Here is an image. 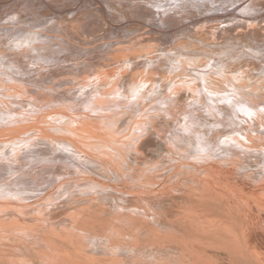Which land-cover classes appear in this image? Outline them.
Instances as JSON below:
<instances>
[{
	"label": "bare ground",
	"instance_id": "bare-ground-1",
	"mask_svg": "<svg viewBox=\"0 0 264 264\" xmlns=\"http://www.w3.org/2000/svg\"><path fill=\"white\" fill-rule=\"evenodd\" d=\"M19 1H22V0H18V1L13 0L12 2H11V0H0V207H2V210H0V217L3 215L6 216L9 211L11 213L13 212L12 214L17 215L18 217L21 214L25 215L26 214L25 212H27V213L30 212L31 214H34L36 217V215L38 216V213H37L38 211L42 212L45 210V204H46L45 201L49 200L54 194L56 195L57 193H64V191H66L68 189V187H67L68 183L70 185H73V188L76 189L78 187H81L83 185L82 183L84 181H86V182L88 180L92 181L94 179V176H96V172L100 173L101 177L102 178L104 177L105 180H107L109 182H112L114 184H116L115 182H118L119 184L120 183L122 184L123 183L122 179L124 177L123 176L122 163L125 161L124 158H125V156H127V154L129 152H130V154L135 156V158L140 157L141 155L138 153L137 149H138L139 145L144 141L145 138L150 139L152 137V140H154L156 138L159 140L163 139L165 145H167L169 150L171 151L169 153H172V154H173V152L176 153V150L174 151L175 147L173 146V143H172V141H174L175 138L173 139V137L170 136V134H168L166 137L162 138L163 135L160 133V130L158 129V127L161 126L162 124H165L166 128H167V126L169 128H172L171 126L174 124V122H173L174 120H171V116L174 114L172 113V115L170 117H164V115L161 116L160 114H158V112H160V111L155 110L154 112H149L148 113L149 115L144 116V117H139V115H138V114H140V111L142 109H144V110L146 109L144 107L146 104H148V102L152 103V100L155 98L157 101V96L161 92H162L161 94H163V97L165 98V102H166V103L165 102H162V103L166 106V110H168V113H169V109H170L171 101H172V96L174 93H178L179 96L183 95V97H188L190 95L191 98L192 97L195 98V95L197 96V92L199 91V89H201V90L204 89L203 92H204L205 96L211 95V94L213 95V93L207 94L208 92H206L205 89L209 88V87H213L214 85L218 86L219 84H221L220 80H222V82L224 83L225 80L232 78L233 82L235 84V86H233V90L231 89L229 92H227V94H220V95H224L223 97L224 98L226 97L228 99V102H230V104H231V105H229L227 103L228 107H229L228 110L231 111V112H229L230 114L227 113L228 111L225 112L228 114V123L230 121L229 124H232L233 126L240 125L239 126L240 131L247 134V135H249L250 133L256 134L257 137L259 135H264V113H263V122H260V123L252 122V120H249V118L251 119V117H249L247 119V117L245 115L246 113H248V111H250L249 110L250 108L248 109V107L251 105V104L248 105L249 99H252V100L255 99L253 101L258 100L257 105L261 104L262 108H264V94H263L264 92L259 93L258 90H256V88H258L260 86L262 88H264V81L260 80L262 78V75H260L261 78H260V76L254 77L253 75L249 74V72H251V70L250 71L247 70L248 73H246V74H243V72L238 73V74L232 73L227 69V67H228L227 61L228 60H226V59H228V58L221 59L220 57H218L220 59H217V57L216 58L213 57L211 59L209 58L212 61L210 63V68L202 69V68H205L208 66L207 65L208 63L205 64L207 62L206 61L204 63L205 65L203 64L204 66H201L202 68L196 66L197 69L193 70V72L197 75L198 80H199V84L197 86V87H199L198 91L194 90L196 88H195V85L193 83H192V85H194V89H192L193 87L189 83L190 79L188 80L187 76L186 77L182 76L183 80L181 78H179L178 80H175L172 78L171 79L170 78L165 79L163 77V79H165V80L162 81V83L160 85H157L155 83V81H157L156 79L161 77L160 75H159V77H157V76L159 73H162V72L157 73V72H155L156 70L154 71L152 68L159 67L158 63L161 62L159 57L163 56V55L156 57V55H158L160 52L154 56L152 51L153 50L155 51L156 49H153L151 51L149 48L148 50L146 49V51H145L146 56L144 57V59L137 60V61L133 62L132 61V60H134L133 56H136V54L138 55V53H136V52H139V51L138 50L135 51L133 49L132 45H130V44L124 45L125 40L121 36H115L114 39H107V37L105 38L104 37L105 35L108 36L106 33L107 30H106L105 22H109V21H105L104 18H103V21L101 20V18H99V20H94V19L91 20L92 19L91 14H96V13H92L93 11H91V14L88 13V16H87L88 20H85L83 22V25H84L83 27H85L84 32L86 33L87 31L92 30V29H94V27H96L99 30V33H100V31H101V33L102 32L104 33L103 35L101 34L102 35L101 37L104 38L103 41L97 42V44L94 43L95 45L93 47H89V44L90 43L93 44L95 39H93L94 40L93 41L92 38L87 39L88 37L85 38V37L78 36V35H80V34H78L80 32V30L78 33H75V29H77L76 27L79 26L78 23L80 22V21L78 22L75 20L76 19L75 16H74V19L72 18L74 20L72 22H64V21L56 22L55 28H53V26L52 27L47 26V28H51L53 30V32L55 31L59 35H57V34L48 35V34H46L48 32L44 33L45 31H47V28H45V31L43 32L44 28L40 29V27L42 26L41 24L40 25L33 24L34 27L31 28L30 24L28 23V26H27L28 30H21V31H19L20 28L18 29L17 27H13V28L12 27H5L4 28V26H6V25H4V26L1 25V22H4V21H8L12 25L13 24L15 25V23H18V25H19V22H16L15 20H5L7 18H14V16L17 18L20 13H23L22 12L23 10L20 11L18 9V8H20V5H18V4H20ZM7 2H9V3H7ZM41 2L48 8L53 6L52 0H41ZM79 2H80L79 7L83 8V9L87 4H89V6H90V4H92V6L94 5L95 9L103 17L107 16L108 13L114 7H116L117 4L124 3V8H127V9L129 8V10L132 11L131 13H133V15L136 17L135 19L131 18L132 20H141V22H142V20H148V23L146 21H144V22H146V24L144 22L142 24L144 26H146L150 31L159 33L160 36H163L164 41L169 44V48H171V49H176V48L181 49V48H179L180 46L177 47V44L175 42V39L177 38L176 37L177 35H175V34L179 30H181V31L187 30L186 32L192 30V31H195V33H197V34L198 33L200 35L202 34V36L204 34H206V35L209 34V35L215 37V39H216V37L218 38L220 36H223V37H220V40H221V38L227 37L228 35L233 36L230 34L232 32L234 34H235V32L236 33L241 32L243 34H246V37L247 36L253 37L252 40H254V41H255V39H256V41L258 39L260 40L261 46H259V48L255 49L254 51H253L254 48L252 50L249 48L251 50L249 52H251L253 55L257 54V52H259V53H261V56L262 55L264 56V0H122V1H120V0H77L74 6H76ZM22 3H24V2H22ZM65 3L67 4V2H65ZM25 5L27 6V4H25ZM40 5H42V4L40 3ZM26 6H24V7H26ZM26 8L28 9V7H26ZM66 8L67 7H65V10H67ZM70 10H71V8H70ZM25 11H26V9H25ZM87 12H90V11H87ZM87 12H86V14H87ZM66 13H69V12H66ZM119 14H122V12ZM101 15H99V16L102 17ZM109 15H111V14H109ZM113 16H115V15H113ZM81 18H82V16H81ZM115 18H116V16H115ZM96 19H98V18H96ZM81 20H83V19H81ZM119 20H118V22H119ZM81 22H80V24H81ZM110 22H112V21L110 20ZM124 22H125V19H124ZM124 22H119V23L113 22L112 25H118L120 27V25L121 24L123 25ZM127 22H129V20ZM109 24H111V23H109ZM122 25H121V27H122ZM126 25H128V24H126ZM107 26H109V25H107ZM138 26L139 25H137V27ZM140 26H142V25H140ZM129 27H131V26H129ZM86 28H88L89 30ZM107 28H109V27H107ZM123 28L125 29L126 27H124V25H123ZM10 29H12V31H13L12 34L11 33L9 34V32H8V31H10ZM114 29H116V26ZM83 30H84V28H83ZM144 30H145V28H144ZM17 31H19V34L15 35L14 33ZM76 31H78V30H76ZM124 31H126V30H124ZM90 34H93V31ZM125 34H127V32ZM144 34H146V33H144ZM150 35H151V33H150ZM94 36H96V35H93V37ZM98 36H100V34ZM147 36L151 37L152 35L151 36L147 35ZM147 36L145 37V39L147 38ZM155 36L157 37V35H155ZM155 36H154V40L156 41V40H158L159 37L157 39H155L156 38ZM211 36L208 38H213ZM243 36H245V35H243ZM141 37H140V40L144 38V36L142 38ZM129 38H130V35H129ZM151 38H153V37H151ZM228 38H231V37L228 36L227 39L226 38H224V39H226V41H227V40H229ZM236 38H238V37H236ZM153 41L152 42L150 41L151 44L148 41H146V42H148L149 45H152ZM190 41H191V39H190ZM222 41L224 42L223 39H222ZM232 41H233V39H232ZM135 42H134V44H135ZM162 42H163V40H162ZM215 42H214V44H216ZM218 42H219V40H218ZM246 42H247V40H246ZM139 43L136 42V45ZM200 43H202V42H200ZM207 43H209V42H207ZM257 43H259V42L257 41ZM156 44H158V43H156ZM203 44H204V42H203ZM254 45H256V42ZM85 46H88V47L86 48ZM90 46H92V45H90ZM144 46H145V44H144ZM166 46H168V45H166ZM83 47H85V48H83ZM151 47L153 48V45ZM157 47L159 48V46H157ZM250 47L252 48L251 45H250ZM246 48H248V46ZM230 50H231V48H230ZM172 51L173 50H171V52ZM222 52H221V54H222ZM139 53H141V52H139ZM211 53H212V51H211ZM165 54L170 56L173 53H170V52L166 53L165 52ZM180 54H182V53H180ZM224 54H226V52ZM192 55H193V53H192ZM230 57L232 58V56H230ZM157 58H159L158 59L159 62H157ZM232 59L230 61L233 62L234 59L233 60ZM260 59H261V57H260ZM246 60H249V59H246ZM239 62H241V60ZM145 63L148 64V65H145L146 68L139 69L140 67H136L137 71H131V69L134 66H139L140 64L143 65ZM150 63L152 64L151 67L149 66ZM165 64H167V63H165ZM179 64H181V62ZM172 66H173V64H172ZM165 67H166V65H165ZM213 68H214V71L215 70L217 71V73L215 74L217 76V78H215L216 76H214V75H213L214 76L213 78L211 76L212 74H214L213 72H210V70H212ZM187 69H188V67L186 65H182L180 68V70L182 72L187 71ZM261 69L264 72V67H262ZM253 73L255 74L256 72H253ZM193 79H194V77H193ZM250 84L255 85L254 88L256 91L253 92V90L252 91H241L240 90V89H243L245 86H250ZM129 86H131V88L128 90ZM248 94L251 96H248ZM177 95H174V96H177ZM199 96H201V95H199ZM218 96H219V94H218ZM218 96L217 95L215 96V97H217V100H219ZM220 97L222 98V96H220ZM161 98L162 97H160V99ZM176 99H177V97H176ZM198 99H200V98H198ZM201 99H203V98H201ZM205 99H207V96ZM159 101L160 100H158L157 103H159ZM161 101H162V99H161ZM210 101H213V100H210ZM246 101L248 104L246 103ZM231 102H233V104ZM151 103H150V105H151ZM178 103H179V100L175 104L177 105ZM187 103L189 104V102H187ZM187 103H185V104H187ZM193 103H190V104H193ZM234 103H235V105H234ZM194 104H196V103H194ZM207 104L212 105L211 103H207ZM164 105H163V107H164ZM155 106L157 107V104H155ZM217 106H219V105H217ZM148 107H149V105H148ZM173 108H174V106H173ZM189 108H191V105ZM161 109H162V107H161ZM161 109H159V110H161ZM198 109H200V108H198ZM256 109H258V108H256ZM256 109H254V110L256 113H258L259 111L257 112ZM191 110H192V108H191ZM136 111H139V113L138 112L136 113ZM181 111L183 112V110H181ZM186 111H190V110H186ZM200 111H199V113L203 112V111H201V112ZM211 111H212V109H211ZM263 111H260V113ZM147 112H148V110H147ZM164 112L165 111L163 110V113ZM171 112H172V110H171ZM194 112L195 111H193V113ZM197 112H198V110H197ZM190 113H189V115H194V114H190ZM199 113H198V117H199ZM249 114H250V112H249ZM185 115H188V113ZM251 115H254V114H251ZM202 116L203 115H201L200 117H202ZM126 117H129L130 121L127 122V124L123 128L119 129L120 124L125 120ZM134 117H137V119L134 120ZM172 117L174 118L175 116H172ZM195 117H194V120H195ZM198 117H197V119H198ZM204 117H205V115H204ZM210 117H211V115H210ZM132 118H133V120H132ZM179 118H181V117H179ZM182 118L184 119L186 117H182ZM257 118H259V117H257ZM254 119L255 118H253V120ZM259 119H261V118H259ZM139 120H143V121L140 123ZM198 120H200V119H198ZM201 120L203 121L204 118H202ZM208 120L210 121V119H207V121ZM179 121H180V119H179ZM204 121L207 122L206 120H204ZM209 121H208V123H209ZM192 122H194V121L192 120ZM191 123H189V121L185 123V120H184V123H182V125H180L178 127L179 133H181L182 135H184L186 137L188 136L189 133H191L193 135L192 132L194 129H192V127L189 125ZM219 123L216 125L217 126H221V125L223 126V124L220 123L221 125H219ZM205 124L201 125V123H200L197 125H201L202 127H204L203 125H205ZM193 125H194V123H193ZM197 125H196V127H198ZM207 125L209 128L210 124H207ZM217 126H216V128H217ZM225 126H227V124ZM199 128H198V130H199ZM227 128H228V126H227ZM235 129H237V128H235ZM170 130H172V129H170ZM228 130H230V129H228ZM204 131H206V130H203L201 132H203V134H204ZM210 131H211V129H210ZM176 132H177V130H176ZM170 133H173V132H170ZM208 133H209V131H208ZM203 134H200L199 137L205 136L206 132L204 135ZM176 135H177V133H176ZM198 135H196V137ZM210 135H213V134H210ZM253 136H255V135H253ZM256 136H255V138H257ZM193 138H195V136ZM205 138H207V137H205ZM212 138H210V139H212ZM234 138H237V137H234ZM243 140L244 139H242L241 142H243ZM248 140L250 141V138ZM185 141L188 142L187 139ZM196 141H197V139H196ZM198 141H197V144H198ZM252 141H256V139L252 140ZM261 141H263V140H261ZM214 142H216V141H214ZM210 143L211 142H209L208 144H210ZM235 143H233V144H235ZM244 143L245 142H243V144ZM246 143H245V145H242V146L243 147L246 146ZM197 144H196V146L198 147L199 144L198 145ZM224 144H227V143H224ZM210 145H213V144L211 143ZM222 145H221V147H222ZM217 146L218 145H216V148H218ZM224 146H227V145H224ZM202 147H203V145H202ZM202 147H199V148H202ZM205 147L208 148L209 146L207 147V145H206ZM234 147H236V145ZM199 148H197V149H199ZM228 148H230V147H228ZM255 149H257V148H255ZM220 151H222V150H220ZM207 154H209V153H207ZM227 154L230 155L231 152H229V150H228ZM239 154H241V153H239ZM174 155L175 154H173V156ZM179 155H180V153H179ZM222 155L223 154H220L218 157H220V156L224 157ZM261 155L262 154H260V156ZM168 156H171V155H168ZM210 156H212V155H210ZM230 156L234 157L235 155L233 156V154H231ZM244 156L246 157V155H244ZM176 157H174V158H176ZM183 158H178V161L179 162H182V161L185 162L184 161L185 158L184 159ZM201 158L198 160V158L193 157L191 162L194 165L199 166L200 163L203 161V159H205V158H202V159ZM215 158L216 157L207 158L209 161V164H208V166L204 167V171H205L204 177H206V178H204L203 180L212 179V180H210L211 182L214 180V181H217L218 184L220 182L219 187H221V188H218L219 192H218L217 196L219 198L220 197H223V198L227 197V200H229V202H231V205H233L232 203H234V204L236 202L240 203L241 200H245L246 201L245 203L241 202L242 204H245L244 208L245 207H248V208L252 207L253 208L252 205L258 206L256 202H253V204L251 203V201H249V203L247 202V199L249 197L247 199H245L244 197L247 196L246 191H244L242 188H239L238 184L234 183L232 181L233 179H232L231 175H233V174L231 173V175H230V173H229L230 169H228L229 166L226 167L227 165L223 164V162H221L219 159L218 160L220 162H218L217 160H215ZM246 158L248 159V157H246ZM250 158H252V157H250ZM207 159H205L204 161H206ZM244 159H242V160L244 161ZM136 160H137V158H136ZM221 160H223V159H221ZM226 160H228V159H226ZM186 161H188V158ZM234 163L236 164L237 162H234ZM235 164H233V165H235ZM202 165H204V164H202ZM234 169H233V171H235ZM237 172H236V174H238ZM154 174H156V173H154ZM154 174H150L149 177L151 175L153 177ZM141 176L139 175V177H141ZM142 177L145 178L144 175ZM142 177H141V179H142ZM233 178H234V175H233ZM138 179H140V178H138ZM147 179L144 181L148 182L149 180H151V179H149V180H147ZM241 179H239V180H241ZM94 180H96V179H94ZM98 180L100 181V179H98ZM132 180H133V178H132ZM155 180H157V179H155ZM209 180H208V182H210ZM107 181H105L104 183H106ZM197 181H199V180H197ZM201 182H203V181H201ZM208 182L205 181L204 184H206ZM211 182L209 183L210 185L214 183V182L213 183H211ZM254 182H255V180H254ZM260 182H257V183L259 184ZM98 183H100V182H98ZM149 183H153V180L149 181ZM198 183H200V181ZM257 183L255 182V184H257ZM80 184H82V185L80 186ZM87 184H89V183H87ZM110 184L108 187H111ZM114 184H113V186H114ZM214 184H216V182ZM94 185H90V187H92V186L94 187ZM129 185H130V183H129ZM148 185L150 186L152 184H148ZM246 185H247V183H246ZM122 186H124V185H122ZM149 186H147V187H149ZM207 186L208 185L206 184V187ZM104 187L106 189L108 188V187H106V185ZM262 188H264V185ZM262 188H256V190H259V189L261 190ZM96 189H98L97 186H96ZM109 189L113 190V187L109 188ZM206 189H208V188H206ZM99 190H100V188H99ZM210 190H212V189L210 188ZM80 191H81V189H80ZM84 191L85 190L82 189V192H84ZM87 191H88V189H87ZM148 191H146V192H148ZM75 192H77V191H75ZM117 192H119V191H117ZM137 193H139V192H137ZM249 193H253V192L249 191ZM255 193L257 194L258 192L256 191ZM78 194H77V196H78ZM90 194H91V191H90ZM215 194H217L216 191H215ZM142 195H144V194H142ZM145 195L148 196V194H145ZM164 196H165V194H164ZM164 196H162V197H164ZM206 196H209V195H206ZM53 197L51 198V200L53 199ZM67 197L69 198V196H67ZM80 197H81V195H80ZM257 197H261V196H257ZM115 198H118V196ZM223 198H220V200ZM95 199H96V197H95ZM86 201H89V199ZM146 201H148V200H146ZM152 201L154 202L155 200L152 199ZM71 202H73V201H71ZM91 202H93V201H91ZM214 202L216 203V200ZM262 202H264V201H262ZM147 203H145V204H147ZM201 203H200V205H201ZM73 205L74 204H72V207H73ZM213 205H212V207H213ZM221 205H222V203H221ZM124 206H122V207H124ZM150 206H149V208H150ZM218 207L220 208V205ZM229 207H227V208H229ZM38 208H40L41 210H39ZM142 208H144V206ZM207 208H208V206L206 207V209ZM128 209H130V208H128ZM229 209H232V207ZM253 209H255V208H253ZM253 209H251V210H253ZM46 210H47V208H46ZM100 210H102V209H100ZM199 211H201V210H199ZM136 212H138V209ZM146 212H147V214H145V215L146 216L149 215L148 214V213H150L149 210ZM205 212L206 211L204 210L203 213H205ZM231 212H232V210H231ZM236 212L238 213V211H236ZM262 212L263 211H261V212L255 211L256 215H258V216L259 215L261 216V214L263 215L264 212L263 213ZM51 213H53V212H51ZM139 213H143V211H140ZM179 213H181V212H179ZM203 213H202L203 217H201L203 219L207 218V216H210L209 213H205L207 215H205V217H204ZM235 213H233V214H235ZM41 214L43 215V213H41ZM99 214L100 213H98V215ZM213 214L216 215L215 213H213ZM217 214H219V213H217ZM252 214H254V213H252ZM252 214L250 216L254 217L255 215H252ZM14 215H12V216H14ZM48 215H49V213H48ZM75 215L77 216V214H75ZM75 215L73 216V219H74V217H76ZM91 215H93V214H91ZM100 215L103 216V214H100ZM84 216L86 217V215H84ZM149 216H152V215L150 214ZM198 216H199V214H198ZM217 216H219V215H217ZM235 216H236V214H235ZM96 217H98V216H96ZM178 217H180V216H178ZM190 217H191V215H190ZM190 217H188V218H190ZM5 218L4 219H3V217H2V219L0 218V264H11V263H13L12 261H10L11 258L9 256H8L9 261H7L8 257H7V259H4V258H6V257H4V255H6V256L12 255L13 253L17 252V250H19V249L28 250L31 252L35 251L34 253H40L41 252L40 248H43V249L44 248H47V249L51 248V250H52L54 245L60 244V242L57 239L60 237H57V235L55 234L56 232L53 231V228H51L52 227L51 225L49 226L50 228L49 227L46 228L45 226H43V225H45V222H43L44 224L41 223L42 225H37V228L29 227L28 224H22L21 222H19L22 225H17L15 228H13L14 226L13 227L9 226L10 217H7L9 219H7V218L5 219ZM15 218H16V216H15ZM33 218L30 220L31 221L34 220ZM78 218L80 219V216ZM108 218H109V216H108ZM152 218H154V217H152ZM192 218L195 220L196 216H195V218L192 216L191 219ZM209 218L210 217H208V219ZM22 219L23 218H21L20 220H22ZM41 219L42 218H40V221H41ZM71 219L72 218H70V220ZM73 219H72V222H74V224L76 225L75 221H77V220L74 219L75 221H73ZM81 219H84V218H81ZM91 219L93 220V218H91ZM91 219L89 218V220H91ZM196 219L198 220V218H196ZM263 219H264V217H263ZM44 220L46 221L45 218H44ZM199 220H201V219H199ZM231 220H232V217H231ZM31 221L30 222L28 221V222L31 223ZM47 221H46V224H48ZM184 221H186V220H183V223H185ZM223 221H224V219H223ZM25 222L26 221H24V223ZM55 222H57V221H55ZM171 222H173V221H171ZM187 222L189 223L190 221H186V223ZM205 222L206 221H204V223ZM213 222H215V221H213ZM213 222H210V223H213ZM229 222H230V220H229ZM150 223H152V221ZM16 224H17V221H16L15 225ZM80 224H81V222H80ZM179 224H180V222H179ZM235 224H237V223H235ZM247 224H248V222H247ZM75 225H74V228H75ZM103 225L105 226L104 223H103ZM173 225H175V224H173ZM206 225H209V224H206ZM223 225H224V223H223ZM244 225H246V223ZM244 225L242 224V226H244ZM253 225H254V223H253ZM80 226L85 227L87 225H86V223L85 224L83 223ZM117 226H118V223H117ZM177 226H179V225H177ZM209 226H211V225H209ZM232 226H235V225H232ZM250 226L251 225H249V227ZM181 227H182V224H181L180 228ZM189 227L192 228L191 225H189ZM258 227H257V229H258ZM261 227H264V226H261ZM193 228L196 229L195 226ZM205 228L206 227L204 226V229ZM214 228H211L212 232H213ZM240 228H242V227H240ZM233 229L231 231H234ZM182 230H185V229L183 228ZM191 230L193 232V229H191ZM191 230H189L190 233H192ZM211 230H210V228L208 229V231H210V232H211ZM235 230H237V229H235ZM109 232H111V231H109ZM240 232H241V230H240ZM258 232H259V229H258ZM106 233H108V231ZM113 234H114V232H113ZM187 234L188 233H186V235ZM197 234H198V232H197ZM210 234L216 235V232L214 231V233H210ZM210 234L206 233V235H210ZM242 234L243 233H241V236H242ZM258 234H261V233L259 232ZM85 235L86 234L82 230L81 233L78 234L76 237L71 236L72 238H74V240H70V241H69V239L65 240L67 243V246L65 247V249L67 251L65 252V254L63 253V256L57 255L56 252L52 253L50 255L46 254L45 252H41L40 254H38V257H40L39 259L44 264H59L60 261L61 262L64 261L62 264H96L95 263L96 258L92 259L91 257H87L86 253L84 252L85 247H86V246H84V243H83V241L85 240L84 239ZM114 235H116V234H114ZM119 235H121V234H119ZM191 235H190V237H191ZM232 235H234V233ZM105 236H107V235H105ZM234 236H236V235H234ZM137 237H139V236H137ZM137 237H134V238H137ZM86 238L88 239V237H86ZM229 238H230L228 240L229 243L234 241V237L232 238L229 236ZM238 238L236 237V242H237V239L239 241L241 240L240 235L238 236ZM64 239H66V236ZM92 239L94 240V238H92ZM131 239H133V238H131ZM223 239H225V238H223ZM242 239H244V237H242ZM141 240H142V238H141ZM230 240H231V242H230ZM157 241H158V243L160 242L158 239H157ZM244 241L238 242L237 244H239V243L244 244ZM247 241H248V243L249 242L253 243L257 240L255 238L253 239V237H248ZM111 242H113V241H111ZM192 242H193V238H192ZM82 243H83V246H82ZM96 243H99V241ZM108 244L111 245L110 242ZM116 244H119V242ZM154 244H156V243H154ZM188 244H191V243H188ZM204 244H205V242L203 243V245ZM228 244H227L228 247L234 246V245L229 246ZM232 244L236 245L235 242ZM196 245H198V242H197V244L195 243V245L193 244L194 247H197ZM256 245H258V244H256ZM256 245L254 243V246H256ZM56 246H58V245H56ZM96 246H97V244L95 245V247ZM120 246H122V245H120ZM166 246H168V245H166ZM177 246H179V245H177ZM188 246H190V245H188ZM193 246H192V248H193ZM206 246H208V245H206ZM261 246L262 245L260 244V247ZM101 247H103V246H101ZM109 247L111 248V246H109ZM198 247H199V245H198ZM203 247H205V246H203ZM208 247H210V244ZM214 247H215V245H214ZM220 247L223 248L221 245H220ZM241 247H242V244H241ZM97 248H98V246H97ZM232 248L236 249V246L232 247ZM198 250H200V249L198 248ZM108 251H110V250L108 249ZM147 251H146V253H147ZM150 251H148V252H150ZM99 252H96V253L98 254ZM200 252H201V250L199 251V253ZM202 252H204V251H202ZM106 253H107V250H106ZM258 253H259V251L257 250V254ZM19 254H21V253H19ZM100 254H102V253H100ZM206 254H207V252H206ZM245 254H244V256H245ZM2 255L4 258H1ZM261 255H263V254H261ZM183 257H184V255H183ZM251 257H253V256H251ZM205 258H207V257H205ZM144 259H146V258H144ZM252 259L254 261L255 258H252ZM5 261L7 263H5ZM147 261H148V258H147ZM183 261L185 262L186 260H183ZM24 262H26V261H24ZM142 263H143V261H142ZM155 263H157V262L155 261ZM155 263H153V264H155ZM14 264H16V263H14ZM18 264H19V262H18ZM29 264H31V263H29ZM103 264H105V263H103ZM169 264H171V263H169ZM188 264H189V262H188ZM190 264H192V263H190ZM254 264H255V262H254Z\"/></svg>",
	"mask_w": 264,
	"mask_h": 264
},
{
	"label": "rangeland",
	"instance_id": "rangeland-1",
	"mask_svg": "<svg viewBox=\"0 0 264 264\" xmlns=\"http://www.w3.org/2000/svg\"><path fill=\"white\" fill-rule=\"evenodd\" d=\"M13 0H11L12 2ZM18 1V0H16ZM39 1V2H38ZM67 2V4L65 2ZM52 0V3H53V6H51L50 8L46 7L42 2L41 0H22V1H19L20 4V8H18L20 11H22L23 13H20L18 15V17L16 18L14 16V18H7L5 20H15L16 22H19V25L18 23H15V25L13 26L12 24H10L8 21H4V22H1V25L5 27H17L19 29V31L21 30H28L27 26H28V23L30 24L31 28H33V24H38V25H42L40 27V29H43V32L45 31V28H47V26L49 27H52L55 28V24L56 22H59V21H64V22H72L74 21V16L76 17V21H82L81 24L80 22L78 23L79 26H77L75 29V33H78L79 30L80 32L78 34V36L80 37H85L87 39H90L92 38L95 39V41L92 43L89 44V47H93L95 44H97V42H102L103 41V37H101L104 33L100 31L99 33V30L94 27V29L92 30H89L87 31L86 33L84 32L85 31V27H83V22L85 20H88L87 19V16H88V13L91 14V11H93L92 13H96V14H91L92 16V19L91 20H99V18H101V20L103 21V18L105 21H109V22H105V26H106V30H107V35L108 36H104L105 38L107 37V39H114L115 36H121L122 38H124V45H132L133 49L135 51H139V52H136L138 53V55L136 54V56H133V59L132 60L133 62L134 61H137V60H142L144 59V57L146 56L145 55V51L146 49L148 50L150 48V50L152 51L153 49H156L155 51L153 50L152 53L153 55L155 56L156 54H159L156 55V57H159L160 55H163V56H160V61H158L159 58H157V62L159 67L157 68H152L155 72L159 73V72H162V73H159L157 77H159V75L161 76L160 78L156 79L157 81H155V83L157 85H160L162 83V81H164L166 78H172V79H175V80H178L179 78L182 79V76H187V79L189 80V83L192 85V83L195 85V88L194 89V85H192V89L194 90H197L198 91V84H199V80H198V77L197 75L193 72L194 69H197L196 66L202 68L201 66H204L205 64H207L205 68H202V69H208L210 68V63L212 62L210 59L211 58H216L217 59H226L228 60L227 61V69L232 72V73H235V74H238V73H242L243 74H246L248 73V71L251 70V72H249L250 75H253L254 77H259L260 75H262V78L260 76V80L264 81V72L263 70L261 69L262 67H264V56L262 55L261 56V53L257 52V54H252L251 51L253 48V51L255 49H258L259 46H261V43H260V40L258 39L257 41L259 43H257L256 39L255 41L252 40L253 37H250V36H247L246 37V34H243V33H236L235 31V34L232 32L230 33L231 35L233 36H230L228 35L229 37L231 38H228L229 40L226 41L227 37H224V38H221L220 40V37H223V36H220V37H213L209 34H204L202 36V34L200 35L199 33H195V31H188L186 32L187 30H179L175 35H177L175 38V42L177 44V47L181 48V49H171L169 48V44L167 42L164 41L163 39V36H160L159 33H156V32H153V31H150L146 26H144L142 23L144 21H146L148 23V20H132L131 18L135 19L136 17L133 15V13H131L132 11L129 10V8H124V3H120V4H117L116 7H114L109 13L107 16L103 17L96 9H95V6L92 4H87L84 9L79 7L80 5V2L76 5V1L77 0ZM122 1V0H120ZM10 2V1H9ZM7 2V3H9ZM15 2V1H14ZM13 2V3H14ZM24 2V3H22ZM57 2V3H56ZM59 2V3H58ZM71 4H70V3ZM40 3L42 5H40ZM73 3V4H72ZM27 4V6L25 5ZM70 4V5H69ZM13 6V5H12ZM28 7V9L26 7ZM92 6V7H91ZM26 11H25V9ZM65 7H67L65 10ZM74 7V8H73ZM48 8V9H47ZM54 8V9H53ZM71 8V10H70ZM86 8V9H85ZM70 11H69V10ZM73 9V10H72ZM75 9V10H74ZM80 11H79V10ZM82 9V10H81ZM90 9V10H89ZM119 9V10H118ZM16 10V9H15ZM118 10V11H117ZM18 11V10H17ZM25 11V12H24ZM65 11V12H64ZM84 11V12H83ZM87 11H90V12H87ZM117 11V12H116ZM128 11V12H127ZM14 12V11H13ZM66 12H69V13H66ZM87 12V14H86ZM122 14H119L121 13ZM130 12V13H129ZM64 13V14H63ZM114 13V14H113ZM129 13V14H128ZM68 14V15H67ZM82 18H81V16ZM84 14V15H83ZM101 15L102 17H100L99 15ZM111 14V15H109ZM118 14V15H117ZM115 15V16H113ZM128 15V16H127ZM132 15V16H131ZM79 16V17H78ZM90 16V15H89ZM98 16V17H97ZM124 16V17H123ZM51 17V18H50ZM85 17V18H84ZM126 17V18H125ZM29 18V19H28ZM73 18V19H72ZM83 20H81V19ZM98 18V19H96ZM49 19V20H48ZM120 19V20H119ZM124 19H125V22H124ZM127 19V20H126ZM131 19V20H130ZM18 20V21H17ZM21 20V21H20ZM69 20V21H68ZM110 20L112 22H110ZM117 20V21H116ZM124 22L123 25L124 27H126L125 29L123 28V25L121 27L118 26V25H112L113 22L115 23H119L118 22ZM129 20V22H127ZM133 22V23H132ZM138 22V23H137ZM146 22H144L146 24ZM9 23V24H8ZM22 25H21V24ZM27 23V24H26ZM52 23V24H51ZM111 23V24H109ZM131 23V24H130ZM51 24V25H50ZM128 24V25H126ZM136 24V25H135ZM21 25V26H20ZM109 25V26H107ZM134 25V26H133ZM137 25H139L137 27ZM142 25V26H140ZM1 26V27H2ZM116 26V29H114ZM131 26V27H129ZM22 27V28H21ZM82 29H81V28ZM109 27V28H107ZM80 28V29H79ZM84 28V30H83ZM120 28V29H119ZM145 28V30H144ZM109 29V30H108ZM118 29V30H117ZM78 30V31H76ZM123 30V31H122ZM126 30V31H124ZM130 32H129V31ZM136 30V31H135ZM19 31L15 32L14 34L15 35H18L19 34ZM51 31V32H50ZM93 31V34H90L91 32ZM113 31V32H112ZM119 33H118V32ZM133 31V32H132ZM139 33H138V32ZM141 31V32H140ZM148 33H147V32ZM181 31V32H180ZM9 34L11 33L12 34V29H10V31H8ZM48 32V33H46ZM89 32V33H88ZM109 32V33H108ZM127 32V34H125ZM191 32V33H190ZM44 33L48 34V35H55L57 34V32H53V30L51 28H47V31H45ZM100 36H98L99 34ZM147 35L153 37H148ZM151 33V35H150ZM180 33V34H179ZM102 34V35H101ZM114 34V35H113ZM135 36H134V35ZM154 34V35H153ZM14 35V36H15ZM59 35V34H57ZM92 35V36H91ZM93 35H96L93 37ZM129 35H130V38H129ZM157 35V37L155 36ZM159 35V36H158ZM191 35V36H190ZM206 35V36H205ZM209 35V36H208ZM245 35V36H243ZM91 36V37H90ZM99 38H98V37ZM143 37V39L140 40V37ZM147 36V38L145 39V37ZM154 36L156 37L155 39H157L158 37V40H154ZM179 36V37H178ZM198 36V37H197ZM213 37V38H208V37ZM138 39H137V38ZM141 37V38H142ZM238 37V38H236ZM240 37V38H239ZM245 39H244V38ZM129 38V39H128ZM127 39V40H126ZM154 41H153V40ZM180 39V40H179ZM184 39V40H183ZM191 39V41H190ZM213 39V40H212ZM222 39L224 40V42L222 41ZM235 39V40H234ZM250 39V40H249ZM133 40V41H132ZM140 42L139 44L136 45V42ZM140 40V41H139ZM163 40V42H162ZM193 40V41H192ZM204 40V41H203ZM216 42H215V41ZM219 40V42H218ZM242 40V41H241ZM247 40V42H246ZM148 41L150 44L151 42L153 41V48L151 47L152 45H149ZM151 41V42H150ZM178 41V42H177ZM216 44H214V42ZM222 41V42H221ZM251 41V42H250ZM135 42V44H134ZM145 42V43H144ZM181 42V43H180ZM184 42V43H183ZM191 42V43H190ZM193 42V43H192ZM195 42V43H194ZM199 42V43H198ZM202 42V43H200ZM204 42V44H203ZM209 42V43H207ZM254 42V43H253ZM256 42V45H254ZM95 43V44H94ZM142 43V44H141ZM158 43V44H156ZM179 43V44H178ZM206 43V44H205ZM240 43V44H239ZM245 43V44H244ZM253 43V44H252ZM145 44V46H144ZM148 44V45H147ZM200 44V45H199ZM220 44V45H219ZM92 45V46H90ZM136 45V46H135ZM168 45V46H166ZM182 45V46H181ZM223 45V46H222ZM227 45V46H226ZM237 45V46H236ZM250 45L252 46V48L250 47ZM155 46V47H154ZM159 46V48L157 47ZM163 46V47H162ZM202 46V47H201ZM229 46V47H228ZM240 46V47H239ZM248 46V48H246ZM257 46V47H256ZM86 48L88 46H85ZM83 47V48H85ZM219 47V48H218ZM163 50H162V49ZM206 48V49H205ZM226 48V49H225ZM231 48V50H230ZM251 50H250V49ZM141 51H140V50ZM158 49V50H157ZM167 49V50H166ZM205 51H204V50ZM210 49V50H209ZM171 50H173L171 52ZM176 50V51H175ZM178 50V51H177ZM217 50V51H216ZM236 52H235V51ZM81 51V50H80ZM180 51V52H179ZM201 51V52H200ZM212 51V53H211ZM223 51V52H222ZM248 51V52H247ZM162 52V53H161ZM166 53H173V54H169L170 56H168ZM175 52V53H174ZM178 52V53H177ZM186 52V53H185ZM205 54H204V53ZM222 52V54H221ZM226 52V54H224ZM231 52V53H230ZM239 52V53H238ZM143 53V54H142ZM182 53V54H180ZM193 53V55H192ZM165 54V55H164ZM210 54V55H209ZM258 55V56H257ZM165 56V57H164ZM185 56V57H184ZM204 56V57H203ZM209 56V57H208ZM230 56H232V59ZM239 56V57H238ZM139 57V58H138ZM174 57V58H173ZM183 57V58H182ZM189 57V58H188ZM220 57V58H218ZM236 57V58H235ZM259 57V58H258ZM261 57V59H260ZM210 58V59H209ZM230 58V59H229ZM233 60L230 61V60ZM246 59H249V60H246ZM251 59V60H250ZM184 60V61H183ZM241 60V62H239ZM166 61V62H165ZM173 61V62H172ZM207 61V62H206ZM237 63H236V62ZM251 61V62H250ZM167 64H165V63ZM169 62V63H168ZM181 62L182 65H186L188 67L187 71L185 72H182L180 70L181 68V64H179ZM206 62V63H205ZM177 63V64H176ZM205 63V64H204ZM259 63V64H258ZM261 63V64H260ZM173 64V66H172ZM204 64V65H203ZM235 64V65H234ZM145 65H148L147 63L145 64H140L139 66H134L131 71H137V68L136 67H140L139 69H144L146 68ZM151 63L149 64V66L151 67ZM166 65V67H165ZM230 65V66H229ZM232 65V66H231ZM250 65V66H249ZM259 65V66H258ZM262 65V66H261ZM164 67V68H163ZM252 68V69H251ZM159 69V70H158ZM163 69V70H162ZM257 69V70H256ZM246 70V71H245ZM248 70V71H247ZM210 72H213L214 74H212V78L214 76H216L215 74L217 73V71L215 70L214 71V68L212 70H210ZM253 72H256L255 74ZM181 74V75H180ZM258 74V75H257ZM214 75V76H213ZM246 76V75H245ZM163 77L165 79H163ZM194 77V79H193ZM184 78V77H183ZM197 78V79H196ZM217 78V76L215 77ZM196 79V80H195ZM183 80V79H182ZM195 80V81H194ZM197 81V82H196ZM195 82V83H194ZM220 83L218 86L214 85L213 87H209V88H206V92H208L207 94H211L213 93V95H206L207 96V99L205 94H204V89H199V91L197 92V96L195 95V98H191V96L189 95L188 97H183L182 96H179L178 93H174L173 96H172V101H171V106H170V109H169V113H168V110H166V106L162 103V102H165V98L163 97V94L159 93L158 96H157V101H159V103H157L156 101V98L152 100V103L151 102H148V104L145 105L144 108H146L148 110L145 109H142L140 111V114L139 117H144V116H147L149 115L148 113L149 112H154L155 110H158L160 112H158V114H160L161 116L164 115V117H170L172 115V113L174 115L172 116H175L174 118L171 116V120H174V124L171 126L172 128H169L167 126V128L165 127V124H162L161 126L158 127V129L160 130V133L163 135L162 138L166 137L168 134H170V136L173 137L174 141H172L173 143V146L175 147L174 151L176 150V153L173 152V154H175L173 156L172 153H169L171 152L168 148L167 145H165L163 139H154L152 140V137L150 139H144V141L139 145L138 147V153L141 155L140 157H136L133 156L132 154H130V152L127 154V156H125L124 158V162L122 163V169H123V183L119 184L118 182H115L116 184L112 183V182H109L107 180H105V178L101 177L100 173L96 172V176H94V179L96 180H88L87 182L84 181L82 184H80L81 187H78V188H73V185H70L69 183L67 184V187L68 189L66 191H64V193H57L56 195L54 194L52 197L53 199L51 200V198L47 201H45V210L44 211H38V216L34 214H31L30 212H25L26 214L23 215L21 214L19 217L17 215H14L12 214L10 211L7 213V217H10L7 218L5 215L1 216L0 218L3 219L6 217L7 219L10 220V223H9V226H14L13 228H15L17 225H22V224H28L29 227H35L37 228V225H42L44 224L43 222H45V226L46 228L49 227L50 225L52 226L51 228H53V231H55L54 233L57 235V237H60V238H57L58 241L60 242V244H56L54 245L53 249L51 250L50 249H47V248H40V251L41 252H45L46 254L50 255L52 253H55L57 255H62L63 256V253L65 254V252L67 251L65 249V247L67 246V243L65 240L69 239L70 240H74V238L72 237H76L78 234L81 233V231L83 230V232L86 234L85 235V240L83 241L84 243V246L85 247V250L84 252L86 253L87 257H91L92 259H95V263L96 264H153L155 263V261L157 263L155 264H189L190 263H194V264H264V227H261V226H264V188L263 185H264V135H259L258 137L256 136V134H252L250 133L249 135L243 133L240 131L239 129V126L240 125H235L233 126L232 124H229L228 123V114H230L229 112H231L230 110H228V104H230V102H228V99L225 97H223L224 95H220V94H227V92H229L231 89L233 90V86H235L234 82H233V79H228V80H225L224 83L222 82V80H220ZM245 85V84H244ZM255 85H252L250 84V86H245L243 89H240L241 91H256L258 90L259 93H263L264 92V88H262L261 86L256 88H254ZM131 88V86H129L128 90ZM230 88V89H229ZM254 88V89H253ZM176 89V88H175ZM211 89V90H210ZM216 89V90H215ZM179 90V89H178ZM208 90V91H207ZM201 93V94H200ZM203 93V94H202ZM178 94V95H177ZM201 96H199V95ZM219 94V96H218ZM251 94V93H250ZM264 94V93H263ZM174 95H177V96H174ZM218 96V99L217 100V97L215 96ZM199 96V97H198ZM222 96V98L220 97ZM248 96H251L248 94ZM160 97H162V101L160 99ZM177 97V99H176ZM210 97V98H209ZM200 98V99H198ZM203 98V99H201ZM214 98V99H213ZM164 99V100H163ZM182 99V100H181ZM179 100V103L176 105L175 103H177V101ZM181 100V101H180ZM193 100V101H192ZM207 100V101H206ZM210 100H213V101H210ZM255 100V99H253ZM252 99H249L248 100V103L246 101V103L248 105H250L248 107V109L250 111H248V113H246V117L247 119L249 117H251V119L249 118V120H252V122H263V113H264V108H262V105L259 104L257 105V102L258 100L256 101H253ZM157 104V107L155 106V104ZM161 102V103H160ZM189 102V104L187 103ZM196 104H194V103ZM216 102V103H215ZM225 102V103H224ZM151 103V105H150ZM166 103V102H165ZM187 103V104H185ZM190 103H193V104H190ZM198 103V104H197ZM207 103H211L212 105L210 104H207ZM214 103V104H213ZM228 103V104H227ZM233 104V102H231ZM164 107H163V105ZM203 104V105H202ZM225 104V105H224ZM246 104V105H247ZM256 104V105H255ZM149 105V107H148ZM161 105V106H160ZM191 105V108H189ZM195 105V106H194ZM202 105V106H201ZM210 105V106H209ZM219 105V106H217ZM235 105V103H234ZM247 105V106H248ZM174 106V108H173ZM200 106V107H199ZM204 106V107H203ZM206 106V107H205ZM212 106V107H211ZM261 106V107H260ZM162 107V109H161ZM187 107V108H186ZM195 107V108H194ZM252 107V108H251ZM200 108V109H198ZM202 108V109H201ZM258 108V109H256ZM152 109V110H151ZM161 109V110H159ZM198 112H197V110ZM212 109V111H211ZM253 109V110H252ZM258 112L256 113L255 110ZM134 110V109H133ZM163 110L165 111L163 113ZM172 110V112H171ZM183 110V112L181 111ZM186 110H190V111H186ZM203 112H201V111ZM215 110V111H214ZM193 111H195L193 113ZM199 111L201 113H199ZM226 111H228L227 113H225ZM260 111H263L260 113ZM139 113V111H136V113ZM143 112V113H142ZM186 112V113H185ZM191 112V113H190ZM218 112V113H217ZM250 112V114H249ZM142 113V114H141ZM145 113V114H144ZM168 113V114H167ZM183 113V114H182ZM188 113V115H185V114ZM190 114H194V115H189ZM198 113H199V117H198ZM225 113V114H224ZM203 115L202 117H200L201 115ZM207 114V115H206ZM251 114H254V115H251ZM137 115V116H138ZM180 115V116H179ZM205 115V117H204ZM211 115V117H210ZM223 115V116H222ZM250 115V116H249ZM188 116V117H187ZM191 116V117H190ZM261 118H257V117ZM181 117V118H179ZM182 117H186V118H182ZM190 117V118H189ZM194 117H195V120L197 119H202L204 118V120L207 121V119H210L209 123L208 121L205 122L204 120L201 122L200 120H194ZM193 118V119H192ZM253 118H255L253 120ZM130 118L129 117H126L125 120L120 124V128H123L127 122H129ZM137 119V117H134V120ZM178 119V120H177ZM180 119V121H179ZM189 121V123L192 122V120L194 122H192L191 124H189L193 130V135L191 133L188 134V136H184L182 135L181 133H179L178 131V127L180 125H182V123H184V120H185V123L188 122L187 120ZM214 119V120H213ZM216 119V120H215ZM224 119V120H223ZM259 119V120H258ZM133 120V118H132ZM140 123L143 121V120H139ZM191 121V122H190ZM199 121V122H198ZM180 122V123H179ZM216 122V123H215ZM223 124V126L220 124ZM226 122V123H225ZM194 123V125H193ZM196 123V124H195ZM205 124L203 125L204 127H202L201 125H197V124ZM221 125V126H217L216 124ZM207 124H210V127L208 128V125ZM227 124V126H225ZM196 125L198 127H196ZM212 125V126H211ZM217 126V128H216ZM225 126V127H224ZM165 127V128H164ZM174 127V128H173ZM200 127V128H199ZM213 127V128H212ZM162 128V129H161ZM199 128V130H198ZM223 128V129H222ZM237 128V129H235ZM172 129V130H170ZM202 129V130H201ZM211 129V131H210ZM225 129V130H224ZM230 129V130H227ZM177 130V132H176ZM203 130H206L204 131V134L206 132V135L203 136ZM210 134H213V135H210L208 133V131ZM220 130V131H219ZM238 130V131H237ZM217 131V132H216ZM232 131V132H231ZM170 132H173V133H170ZM175 133V134H174ZM177 133V135H176ZM196 133V134H195ZM237 133V134H236ZM239 133V134H238ZM241 133V134H240ZM199 134V135H198ZM200 134H203L202 136L203 137H199ZM252 134V135H251ZM196 135H198L196 137ZM237 135V136H236ZM242 135V136H241ZM255 135L257 138H255ZM195 136V138H193ZM179 137V138H178ZM189 137V138H188ZM199 137V138H198ZM207 137V138H205ZM213 137V138H212ZM231 137V138H230ZM234 137H237V138H234ZM239 137V138H238ZM241 137V138H240ZM254 139H253V138ZM187 139L188 142H186L185 140ZM212 138V139H210ZM250 138V141L248 140ZM194 141H193V140ZM198 141V144L199 146L197 147L196 144H197V141ZM202 141H201V140ZM221 139V140H220ZM224 139V140H223ZM227 139V140H226ZM240 141H239V140ZM243 140V142H247L246 143V146H242V145H245V143L243 144V142H241ZM246 139V140H245ZM256 141H252V140H255ZM210 140V141H209ZM220 140V141H219ZM234 140V141H233ZM263 140V141H261ZM205 141V142H204ZM216 141V142H214ZM232 141V142H231ZM239 141V142H238ZM249 141V142H248ZM207 142V143H206ZM209 142H211L213 145H210L208 144ZM214 142V143H213ZM229 142V143H228ZM236 142V143H235ZM263 142V143H262ZM195 143V144H194ZM224 143H227V144H224ZM235 143V144H232ZM258 145H257V144ZM260 143V144H259ZM197 144V145H198ZM207 145L208 148H206L205 146ZM223 144V145H222ZM203 145V147H202ZM205 145V146H204ZM216 145H218L217 147L219 148H216ZM222 145V147H221ZM224 145H227V146H224ZM236 145V147H234ZM251 145V146H250ZM196 146V147H195ZM220 146V147H219ZM232 146V147H231ZM141 147V148H140ZM199 147H202V148H199ZM230 147V148H228ZM246 147V148H245ZM249 147V148H248ZM140 148V149H139ZM199 148V149H197ZM254 148V149H253ZM257 148V149H255ZM181 149V150H180ZM195 149V150H194ZM209 149V150H208ZM233 149V150H232ZM263 151H262V150ZM211 150V151H210ZM222 150V151H220ZM229 150V152H231V154H233L234 157L230 156L227 154V151ZM207 151V152H206ZM221 152V153H220ZM261 152V153H260ZM178 153V154H177ZM180 153V155H179ZM209 153V154H207ZM217 153V154H216ZM238 153V154H237ZM241 153V154H239ZM248 153V154H247ZM207 154V155H206ZM220 154H223L222 156L224 157H218ZM256 154V155H255ZM259 156H258V155ZM260 154H262L260 156ZM168 155H171V156H168ZM206 157H205V156ZM212 155V156H210ZM228 155V156H227ZM246 155V157H248V159L244 156ZM133 156V157H132ZM177 156V157H176ZM208 156V157H207ZM129 159H128V158ZM176 157V158H174ZM185 159H184V158ZM194 158H198V160L202 157V158H215V160H217L218 162H223V164L227 165L226 167L229 166L228 169H230L229 173L231 175V173L234 175V178H233V175H231L232 177V181L234 183H237L239 188H242L244 191H246V197H244L245 199H247V202L249 203V201H251V203L253 204V202H256L258 206H255V205H252V207H245V204H242L241 202L245 203L246 201L245 200H241L240 203H232L233 205H231V202H229V200H227V197H220V198H223L220 200V198L217 196L218 195V192H219V189L218 188H221L219 187L220 185V182L219 184L217 183V181H210L212 179H208L211 183H215L216 184H209L210 182H208V180H203L205 176V171H204V167L208 166L209 164V161L208 159L206 161H204L205 159H203V161L200 163L199 166H196L194 165L191 161L192 159ZM230 157V158H229ZM233 159H232V158ZM252 157V158H250ZM254 157V158H253ZM263 157V158H262ZM141 158V159H140ZM178 158H183L185 162H179L178 161ZM188 158V161H186ZM201 158V159H202ZM245 158V159H244ZM170 159V160H169ZM172 159V160H171ZM190 159V160H189ZM220 161H219V160ZM223 159V160H221ZM228 159V160H226ZM244 159V161L242 160ZM161 160V161H160ZM129 161V162H128ZM234 162H237L236 164ZM194 165H192V164ZM207 165H206V164ZM181 164V165H180ZM189 166H188V165ZM204 164V165H202ZM235 164V165H233ZM128 165V166H127ZM175 165V166H174ZM232 165V166H231ZM263 165V166H262ZM153 167V168H152ZM198 167V168H197ZM238 167V168H237ZM240 167V168H239ZM232 168V169H231ZM235 168V169H234ZM151 169V170H150ZM233 169L235 171H233ZM133 170V171H132ZM136 170V171H135ZM178 170V171H177ZM143 173H141V172ZM154 171V172H153ZM238 171V172H237ZM141 174H140V173ZM146 172V173H145ZM152 172V173H151ZM236 172L238 174H236ZM127 173V174H126ZM131 173V174H130ZM156 173V174H154ZM150 174H154L153 177L152 175L149 177ZM133 175V176H132ZM139 175L141 176H145V178H143L142 176V179L141 177H139ZM173 176V177H172ZM96 177V178H95ZM133 180H132V178ZM200 177V178H199ZM203 177V178H202ZM240 177V178H239ZM140 178V179H138ZM148 178V179H147ZM157 180H155V179ZM165 178V179H164ZM202 178V179H201ZM208 178V177H207ZM242 178V179H241ZM100 179V181L98 180ZM104 179V180H103ZM137 179V180H136ZM149 180V181H152L153 180V183H149L144 181V180ZM196 179V180H195ZM241 179V180H239ZM135 180V181H134ZM200 183H198L199 181ZM246 182H245V181ZM248 180V181H247ZM250 180V181H249ZM260 182L259 184H255V182ZM100 183H98V182ZM105 181H107L106 183H104ZM134 181V182H133ZM203 181V182H201ZM205 181H207L208 183H206L208 186L206 187V184ZM162 184H161V183ZM89 183V184H87ZM112 185H111V184ZM118 183V184H117ZM130 183V185H129ZM247 183V185H246ZM253 183V184H252ZM95 184V185H94ZM101 184V185H100ZM110 184L111 187H108ZM114 184V186H113ZM132 184V185H131ZM142 184V185H141ZM148 184H152V185H148ZM240 184V185H239ZM242 184V185H241ZM245 184V185H244ZM90 185H94V187H90ZM106 185V187H108L107 189L104 187ZM124 185V186H122ZM205 185V186H204ZM218 185V186H217ZM72 186V187H71ZM96 186L98 189H96ZM149 186V187H147ZM71 187V188H70ZM90 187V188H89ZM104 187V188H103ZM113 187V190H110L109 188H112ZM128 187V188H127ZM214 187V188H213ZM100 188V190H99ZM208 188V189H206ZM210 188L212 190H210ZM256 188H262L261 190H256ZM81 189V191H80ZM82 189H84L85 191L82 192ZM88 189V191H87ZM91 189V190H90ZM96 189V190H95ZM132 189V190H131ZM217 189V190H216ZM251 189V190H250ZM69 190V191H68ZM94 190V191H93ZM149 190V191H148ZM254 190V191H253ZM258 192L257 194L255 193L256 191ZM72 193H71V192ZM77 191V192H75ZM90 191H91V194H90ZM94 193H93V192ZM100 191V192H99ZM116 191V192H115ZM119 191V192H117ZM148 191V192H146ZM151 191V192H150ZM214 191V192H213ZM215 191L217 192V194H215ZM249 191H252L253 193H249ZM75 192V193H74ZM82 192V193H81ZM86 192V193H85ZM88 192V193H87ZM139 192V193H137ZM79 193V194H78ZM85 193V194H84ZM98 193V194H97ZM106 193V194H105ZM123 193V194H122ZM126 195H125V194ZM144 195H142V194ZM155 195H154V194ZM165 196H164V194ZM255 193V194H254ZM64 196H63V195ZM78 194V196H77ZM112 194V195H111ZM121 194V195H120ZM138 194V195H137ZM145 194H148V196H146ZM150 194V195H149ZM254 194V195H253ZM58 195V196H57ZM61 195V196H60ZM76 195V196H75ZM81 195V197H80ZM92 195V196H91ZM99 195V196H98ZM134 195V196H133ZM157 195V196H156ZM160 195V196H159ZM206 195H209V196H206ZM61 198H60V197ZM69 196V198L67 197ZM85 196V197H84ZM89 196V197H88ZM118 198H115L117 197ZM120 196V197H119ZM126 196V197H125ZM143 196V197H142ZM164 196V197H162ZM212 196V197H211ZM257 196H261V197H257ZM74 197V198H73ZM96 197V199H95ZM99 197V198H98ZM136 197V198H135ZM145 197V198H144ZM149 197V198H148ZM153 197V198H152ZM157 197V198H156ZM166 197V198H165ZM57 198V199H56ZM65 198V199H64ZM160 198V199H159ZM198 198V199H197ZM217 198V199H216ZM226 198V199H225ZM243 198V199H244ZM71 199V200H70ZM79 199V200H78ZM89 201H86L88 200ZM128 199V200H127ZM144 199V200H143ZM155 200L154 202L152 201ZM56 200V201H55ZM119 200V201H118ZM148 200V201H146ZM157 200V201H156ZM216 200V203L214 202ZM50 201V202H49ZM59 201V202H58ZM73 201V202H71ZM84 201V202H83ZM93 201V202H91ZM123 201V202H122ZM219 201V202H218ZM52 202V203H51ZM57 202V203H56ZM83 202V203H82ZM114 202V203H113ZM148 202V203H147ZM174 202V203H173ZM202 202V203H201ZM239 202V201H238ZM90 203V204H89ZM116 203V204H115ZM127 203V204H126ZM147 203V204H145ZM152 203V204H151ZM201 203V205H200ZM222 203V205H221ZM52 204V205H51ZM72 204L73 208L72 207ZM92 204V205H91ZM154 204V205H153ZM214 204V205H213ZM70 205V206H69ZM78 205V206H77ZM103 205V206H102ZM124 207H122V206ZM151 205V206H150ZM200 205V206H199ZM213 205V207H212ZM217 205V206H216ZM220 205V208L218 207ZM100 206V207H99ZM144 206V208H142ZM150 206V208H149ZM208 206V208L206 209V207ZM230 206V207H229ZM236 208H235V207ZM49 207V208H48ZM65 207V208H64ZM121 207V208H120ZM130 209H128V208ZM134 209H133V208ZM185 207V208H184ZM205 207V208H204ZM210 207V208H209ZM232 207V209H229V208ZM2 210V207H0ZM47 208V210H46ZM84 208V209H83ZM104 208V209H103ZM138 209V212L137 209ZM146 208V209H145ZM183 208V209H182ZM202 208V209H201ZM204 208V209H203ZM214 208V209H213ZM242 208V209H241ZM258 210H257V209ZM39 210H41L40 208H38ZM102 209V210H100ZM140 209V210H139ZM142 209V210H141ZM155 211H154V210ZM210 211H209V210ZM231 212L230 213L228 210ZM253 209V210H251ZM108 210V211H107ZM125 210V211H124ZM133 210V211H132ZM135 210V211H134ZM150 213H148L149 215L151 214L152 216H149V215H145L147 214L146 211H148ZM152 210V211H151ZM170 210V211H169ZM201 210V211H199ZM204 210L206 211L205 213H209L210 216H207V218L203 219L201 217H203L202 213L204 212ZM219 212H218V211ZM225 210V211H224ZM238 211V213L236 211ZM240 210V211H239ZM243 210V211H242ZM46 211V212H45ZM111 211V212H110ZM115 211V212H114ZM117 211V212H116ZM140 211H143V213H139ZM145 211V212H144ZM154 211V212H153ZM192 211V212H191ZM209 211V212H208ZM216 211V212H215ZM256 212H261L263 211V215L261 214V218L256 215ZM32 212V211H31ZM53 212V213H51ZM91 212V213H90ZM113 212V213H112ZM119 212V213H118ZM136 212V213H135ZM181 212V213H179ZM201 212V213H200ZM236 212V213H235ZM245 212V213H244ZM248 212V213H247ZM254 214H252V213ZM10 213V214H9ZM35 213V212H34ZM43 213V215L41 214ZM45 213V214H44ZM49 213V215H48ZM51 213V214H50ZM73 213V214H72ZM81 213V214H80ZM98 213L100 214H103L102 215H98ZM153 213V214H152ZM170 213V214H169ZM179 213V214H178ZM204 214V217L205 215L207 214ZM213 213H215L216 215H214ZM219 213V214H217ZM221 213V214H220ZM225 213V214H224ZM235 213V214H233ZM31 216H30V215ZM47 214V215H46ZM77 214V216L75 215ZM93 214V215H91ZM108 214V215H107ZM120 216H118V215ZM188 214V215H187ZM199 214V216H198ZM208 214V215H209ZM233 214V215H232ZM255 215L254 217L253 216H250V215ZM14 215V216H12ZM33 215V216H32ZM43 217H42V216ZM45 215V216H44ZM55 215V216H54ZM76 216L74 217V219H76L77 221H75L73 219V216ZM86 215V217L84 216ZM88 215V216H87ZM106 215V216H105ZM112 215V216H111ZM114 215V216H113ZM193 216L195 218H198V220L195 218V220L191 219V217ZM219 215V216H217ZM16 216V218H15ZM41 216V217H40ZM80 216V219L78 218ZM83 216V217H82ZM98 216V217H96ZM109 216V218H108ZM143 216V217H142ZM180 216V217H178ZM232 217V220H231V217ZM34 217V218H33ZM105 217V218H104ZM113 217V218H112ZM115 217V218H114ZM149 217V218H148ZM151 217V218H150ZM154 217V218H152ZM183 217V218H182ZM186 217V218H185ZM190 217V218H188ZM208 217H210L208 219ZM5 218V219H6ZM13 218V219H12ZM21 218H23L22 220H20ZM26 218V219H25ZM29 218V219H28ZM34 219V220H30V219ZM40 218L41 221H40ZM44 218L46 219L47 223L46 224V221L44 220ZM57 218V219H56ZM70 218L73 219V221H75L76 225L74 224V222H72V219L70 220ZM81 218H84V219H81ZM89 218H93V220H89ZM246 218V219H245ZM16 219V220H15ZM54 219V220H53ZM113 219V220H112ZM117 219V220H116ZM120 219V220H119ZM124 219V220H123ZM181 219V220H180ZM190 219V220H189ZM201 219V220H199ZM222 219V220H221ZM224 219V221H223ZM236 219V220H235ZM248 219V220H247ZM251 219V220H250ZM8 220V221H9ZM15 220V221H14ZM53 222H52V221ZM70 220V221H69ZM147 220V221H146ZM169 220V221H168ZM177 220V221H176ZM180 220V221H179ZM183 220H186V221H190L189 223L186 221H184L185 223H183ZM212 220V221H211ZM230 220V222H229ZM17 221V224L15 225ZM24 221H26L24 223ZM31 221V223L29 222ZM57 221V222H55ZM107 221V222H106ZM122 221V222H121ZM152 221V223H150ZM155 221V222H154ZM173 221V222H171ZM180 224H179V222ZM182 221V222H181ZM193 221V222H192ZM204 221H206L204 223ZM215 221V222H213ZM21 222V223H19ZM80 222L81 224H85L87 226L85 227H81L80 225ZM111 224H110V223ZM147 222V223H146ZM170 222V223H169ZM175 222V223H174ZM195 222V223H194ZM210 222H213V223H210ZM244 222V223H243ZM248 222V224H247ZM250 222V223H249ZM38 223V224H37ZM42 223V224H41ZM101 223V224H100ZM103 223L105 224V226L103 225ZM117 223H118V226H117ZM154 223V224H153ZM177 223V224H176ZM224 223V225H223ZM237 223V224H235ZM246 223V225H244ZM254 223V225H253ZM144 224V225H143ZM147 224V225H146ZM171 224V225H170ZM175 224V225H173ZM182 224V227L185 229V230H182L180 228ZM195 224V225H194ZM206 224H209V225H206ZM241 224V225H240ZM242 224L244 226H242ZM74 225H75V228H74ZM97 225V226H96ZM103 225V226H102ZM115 225V226H114ZM149 225V226H148ZM179 225V226H177ZM189 225H191L192 228L189 227ZM213 225V226H212ZM232 225H235V226H232ZM249 225H251L249 227ZM56 226V227H55ZM112 226V227H111ZM170 226V227H169ZM173 226V227H172ZM195 226L196 229H194L193 227ZM197 226V227H196ZM204 226L206 227L205 229L208 231V229L210 228H214L213 229V232L211 230L210 231H206L204 229ZM248 226V227H247ZM254 226V227H253ZM259 226V227H258ZM99 227V228H98ZM105 227V228H104ZM146 227V228H145ZM148 227V228H147ZM156 227V228H155ZM219 227V228H218ZM242 227V228H239ZM253 227V228H252ZM259 229V232L261 234H258V229ZM50 228V227H49ZM173 228V229H172ZM234 228V229H233ZM11 229V228H10ZM138 229V230H137ZM193 229V232L192 230ZM234 230V231H231V230ZM237 229V230H235ZM255 229V230H254ZM99 230V231H98ZM114 230V231H113ZM187 230V231H186ZM192 233H190V231ZM241 230V232H240ZM243 230V231H242ZM254 230V231H253ZM61 233H59V232ZM108 231V233H106ZM111 231V232H109ZM172 231V232H171ZM175 231V232H174ZM189 231V232H188ZM214 231L216 232V235L215 234H210V233H214ZM257 231V232H256ZM72 232V233H71ZM116 234L114 235L113 234ZM198 232V234H197ZM204 232V233H203ZM221 234H220V233ZM226 232V233H225ZM239 232V233H238ZM121 235H119V234ZM128 233V234H127ZM186 233H188L186 235ZM207 234H210V235H206ZM234 233V235H232ZM237 233V234H236ZM241 233L242 236H241ZM246 233V234H245ZM250 233V234H249ZM59 234V235H58ZM126 234V235H125ZM144 234V235H143ZM192 234V235H191ZM196 234V235H195ZM240 235V241L238 240V236ZM63 235V236H62ZM66 236V239L65 236ZM99 235V236H98ZM107 235V236H105ZM153 235V236H152ZM158 235V236H157ZM176 235V236H175ZM191 235V237H190ZM198 235V236H197ZM213 235V236H212ZM220 235V236H219ZM72 236V237H71ZM95 236V237H94ZM133 236V237H132ZM139 236V237H137ZM157 236V237H156ZM179 236V237H178ZM182 236V237H181ZM195 236V237H194ZM197 236V237H196ZM201 236V237H200ZM229 236L230 237H234V241L230 242L229 243ZM255 236V237H254ZM260 238H259V237ZM64 237V238H63ZM88 237V239L86 238ZM134 237H137V238H134ZM159 237V238H158ZM181 237V238H180ZM220 237V238H219ZM236 237L238 238L237 239V242H236ZM242 237H244V239H242ZM248 237H253V239L255 238L257 241L253 242V243H248L247 239ZM258 237V238H257ZM94 238V240L92 239ZM124 238V239H123ZM127 238V239H126ZM133 238V239H131ZM142 238V240H141ZM160 241L158 243L157 239ZM192 238H193V242H192ZM197 238V239H196ZM225 238V239H223ZM231 238V239H232ZM60 239V240H59ZM64 239V240H63ZM92 239V240H91ZM99 239V240H98ZM112 239V240H111ZM118 239V240H117ZM260 239V240H259ZM63 240V241H62ZM96 240V241H95ZM99 243H96L98 242ZM115 240V241H114ZM154 240V241H153ZM164 240V241H163ZM199 240V241H198ZM227 240V241H226ZM244 241V244L243 243H239L237 244L238 242H243ZM113 241V242H111ZM117 241V242H116ZM121 241V242H120ZM129 241V242H128ZM152 241V242H151ZM172 241V242H171ZM68 242V241H67ZM92 242V243H91ZM94 242V243H93ZM111 243L108 244V243ZM119 244H116L118 243ZM163 242V243H162ZM170 242V243H169ZM176 242V243H175ZM178 242V243H177ZM198 242V245H196L197 247H194L193 244L195 245V243L197 244ZM202 242V243H201ZM205 242L206 245L209 246L210 244V247L206 246L205 244L203 245V243ZM211 242V243H210ZM236 243L235 244H232V243ZM83 243H82V246H83ZM123 243V244H122ZM130 243V244H129ZM142 243V244H141ZM146 243V244H145ZM148 243V244H147ZM156 243V244H154ZM188 243H191V244H188ZM213 243V244H212ZM223 245H222V244ZM229 243V244H228ZM254 243L256 246H254ZM97 244V246L95 247V245ZM115 244V245H114ZM135 246H134V245ZM151 244V245H150ZM159 244V245H158ZM172 244V245H171ZM227 244L229 246H232V247H235L236 246V249H233L232 247H228ZM231 244V245H230ZM241 244H242V247H241ZM250 244V245H249ZM260 244L262 245L261 248L260 247ZM75 245V244H74ZM100 245V246H99ZM111 246V248L109 246ZM114 245V246H113ZM122 245V246H120ZM168 245V246H166ZM179 245V246H177ZM190 245V246H188ZM193 248H192V246ZM215 245V247H214ZM220 245L223 247L221 248ZM239 247H238V246ZM103 246V247H101ZM116 246V247H115ZM127 246V247H126ZM131 246V247H130ZM138 246V247H137ZM143 246V247H142ZM145 246V247H144ZM148 246V247H147ZM157 246V247H156ZM165 246V247H164ZM172 246V247H171ZM205 246V247H203ZM225 246V247H224ZM254 246V247H253ZM101 247V248H100ZM109 247V248H108ZM113 247V248H112ZM147 247V248H146ZM156 247V248H155ZM170 247V248H169ZM189 247V248H188ZM245 247V248H244ZM260 247V248H259ZM64 250H63V249ZM93 248V249H92ZM95 248V249H94ZM105 248V249H104ZM121 250H120V249ZM151 250H149V249ZM158 248V249H157ZM198 248L201 250V252L199 253L200 250H198ZM225 248V249H224ZM252 248V249H251ZM254 248V249H253ZM108 249L110 251H108ZM114 249V250H113ZM141 249V250H140ZM195 249V250H194ZM204 249V250H203ZM238 249V250H237ZM244 249V250H243ZM248 249V250H247ZM259 251V255L257 254V250ZM61 250V251H60ZM90 250V251H89ZM106 250H107V253H106ZM119 250V251H118ZM150 252H148V251ZM230 250V251H229ZM232 250V251H231ZM255 250V251H254ZM23 251V252H22ZM26 251V252H25ZM49 251V252H48ZM58 251V252H57ZM63 251V252H62ZM100 251V252H99ZM119 253H118V252ZM147 251V253H146ZM195 251V252H194ZM197 251V252H196ZM204 251V252H202ZM247 251V252H246ZM29 252V253H28ZM35 251L31 252V251H28V250H24V249H19L17 250V252L13 253L12 255H4V258L3 255L1 256V258H4V259H7V257L9 256L11 258L10 261H12L13 263L11 264H27L28 262L31 263V264H44L38 257V254L40 253H34ZM38 252V251H37ZM51 252V253H50ZM96 252H99L98 254ZM110 252V253H109ZM113 254H112V253ZM143 252V253H142ZM207 252V254H206ZM21 253V254H19ZM102 253V254H100ZM106 255H105V254ZM115 253V254H114ZM246 253V254H245ZM16 254V255H15ZM90 254V255H89ZM197 254V255H196ZM243 254V255H242ZM245 254V256H244ZM263 254V255H261ZM15 255V256H14ZM18 255V256H17ZM95 255V256H94ZM99 257H98V256ZM150 255V256H149ZM184 255V257H183ZM207 255V256H206ZM13 256V257H12ZM25 256V257H24ZM204 256V257H203ZM248 256V257H247ZM253 256V257H251ZM257 256V257H256ZM9 257L7 259V261H9ZM24 257V258H23ZM187 257V258H186ZM207 257V258H205ZM215 257V258H214ZM251 257V258H250ZM261 257V258H260ZM146 258V259H144ZM147 258H148V261H147ZM189 258V259H188ZM252 258H255L254 261ZM29 259V260H28ZM143 259V260H142ZM188 259V260H187ZM21 260V261H20ZM28 260V261H27ZM105 260V261H104ZM145 260V261H144ZM183 260H186L185 262ZM252 260V261H251ZM26 261V262H24ZM103 261V262H102ZM119 261V262H118ZM121 261V262H120ZM143 261V263H142ZM260 261V262H259ZM64 262V261H63ZM63 262H59V264H62ZM124 262V263H123ZM149 262V263H148ZM209 262V263H208ZM5 263H7L5 261ZM28 263V264H29Z\"/></svg>",
	"mask_w": 264,
	"mask_h": 264
}]
</instances>
